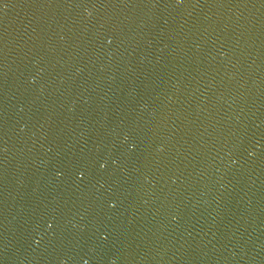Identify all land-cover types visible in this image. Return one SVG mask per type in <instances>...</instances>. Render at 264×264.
I'll return each mask as SVG.
<instances>
[{
	"label": "water",
	"instance_id": "1",
	"mask_svg": "<svg viewBox=\"0 0 264 264\" xmlns=\"http://www.w3.org/2000/svg\"><path fill=\"white\" fill-rule=\"evenodd\" d=\"M0 264H264V0H0Z\"/></svg>",
	"mask_w": 264,
	"mask_h": 264
}]
</instances>
